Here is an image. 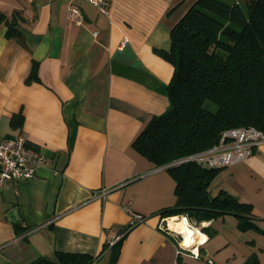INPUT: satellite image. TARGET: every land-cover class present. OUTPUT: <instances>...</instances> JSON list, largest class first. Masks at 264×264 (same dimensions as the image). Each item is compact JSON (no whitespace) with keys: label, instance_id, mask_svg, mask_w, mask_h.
Listing matches in <instances>:
<instances>
[{"label":"crops","instance_id":"obj_1","mask_svg":"<svg viewBox=\"0 0 264 264\" xmlns=\"http://www.w3.org/2000/svg\"><path fill=\"white\" fill-rule=\"evenodd\" d=\"M179 1L109 0L106 16L87 0H0L20 37L0 21V135L23 134L44 155L35 177L0 189V264L55 251L97 256L93 264H264V143L208 187L252 204L247 227L231 213L198 226L186 217L205 235L198 258L175 252L169 220L184 215L160 213L176 202L173 177L131 145L170 108V32L195 0ZM128 200L144 217L132 225Z\"/></svg>","mask_w":264,"mask_h":264},{"label":"trees","instance_id":"obj_2","mask_svg":"<svg viewBox=\"0 0 264 264\" xmlns=\"http://www.w3.org/2000/svg\"><path fill=\"white\" fill-rule=\"evenodd\" d=\"M0 21L8 26L7 36L20 40L1 11ZM170 35L167 57L174 64L167 86L170 108L139 131L132 147L161 166L211 147L224 129L252 126L264 133V0H195ZM36 71L34 61L29 78H37ZM11 124L20 125L21 116L13 115ZM221 168L195 161L167 167L175 181L176 202L160 213L184 215L197 223L231 213L241 228L247 227L251 203L224 190L209 195L208 187ZM96 258L55 251L27 264H93Z\"/></svg>","mask_w":264,"mask_h":264},{"label":"built area","instance_id":"obj_3","mask_svg":"<svg viewBox=\"0 0 264 264\" xmlns=\"http://www.w3.org/2000/svg\"><path fill=\"white\" fill-rule=\"evenodd\" d=\"M95 6L100 13L108 15L109 0H87ZM71 18L79 15L76 6L69 9ZM96 33V32H95ZM264 143V133L260 130L248 126H239L224 129L219 135L218 141L211 147L177 158L170 163L159 166V168H167L186 161H195L203 166L211 168H220L237 162L244 161L251 153L254 145ZM44 162V155L41 151L31 146L27 138L23 134L13 136L0 135V189L9 181H17L19 179H31L36 175V169ZM107 190L102 188L100 195L105 197ZM128 200L123 209L130 215V224H135L143 220V216L131 210L128 206ZM204 240H197L193 246L184 245L182 233L175 250L176 255H189L194 258L199 257V246ZM210 264H215L209 260Z\"/></svg>","mask_w":264,"mask_h":264},{"label":"bare ground","instance_id":"obj_4","mask_svg":"<svg viewBox=\"0 0 264 264\" xmlns=\"http://www.w3.org/2000/svg\"><path fill=\"white\" fill-rule=\"evenodd\" d=\"M174 220V221H173ZM177 220V221H175ZM169 225L178 230L183 235L184 245L193 246L197 240L205 239V235L199 229L189 225L186 216L180 219L173 218L169 220Z\"/></svg>","mask_w":264,"mask_h":264},{"label":"rangeland","instance_id":"obj_5","mask_svg":"<svg viewBox=\"0 0 264 264\" xmlns=\"http://www.w3.org/2000/svg\"><path fill=\"white\" fill-rule=\"evenodd\" d=\"M223 1H225V2H229V3H232L234 0H223ZM190 3H191V1H190ZM190 3H188V4H190ZM189 223H190L191 225H193V226H198V225H199V223H197V222L194 221V220L189 221ZM198 229H199V228H198ZM207 230H208V232H209L210 234H212L214 228H210V229H207Z\"/></svg>","mask_w":264,"mask_h":264},{"label":"water","instance_id":"obj_6","mask_svg":"<svg viewBox=\"0 0 264 264\" xmlns=\"http://www.w3.org/2000/svg\"><path fill=\"white\" fill-rule=\"evenodd\" d=\"M12 214H13V220H15V221L19 220V216H18V214H17L16 209H13V210H12ZM180 234H181V233H180Z\"/></svg>","mask_w":264,"mask_h":264}]
</instances>
